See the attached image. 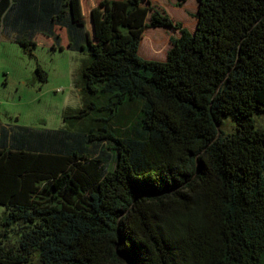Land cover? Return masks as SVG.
<instances>
[{
    "label": "trees",
    "instance_id": "16d2710c",
    "mask_svg": "<svg viewBox=\"0 0 264 264\" xmlns=\"http://www.w3.org/2000/svg\"><path fill=\"white\" fill-rule=\"evenodd\" d=\"M98 2L92 37L74 0H0L26 51L62 28L89 53L63 128L0 122V264H264V0H198L194 32ZM150 28L181 31L165 61L139 55Z\"/></svg>",
    "mask_w": 264,
    "mask_h": 264
},
{
    "label": "rangeland",
    "instance_id": "374dc122",
    "mask_svg": "<svg viewBox=\"0 0 264 264\" xmlns=\"http://www.w3.org/2000/svg\"><path fill=\"white\" fill-rule=\"evenodd\" d=\"M98 1L74 0L73 3L76 20L88 29L92 37L96 35L101 23V13H98L100 11L94 12L99 4ZM161 7L175 21L180 23L184 21L178 19V16H183L184 11L170 4L169 0H164ZM153 30L155 29L146 30L142 40L143 48ZM58 33L62 36V49L53 48L51 39L40 35L37 46L29 52L12 36L0 31V122L2 125L60 129L65 126L63 119L65 111L68 108L81 107L82 95L76 85L83 61L89 57V53L70 50L67 31L58 28ZM139 55L142 59H151L141 52V48ZM39 67L44 73L37 72ZM230 120H225L221 127L226 135L234 132L235 123ZM259 121L263 122L264 118ZM4 213L5 207L0 205V231Z\"/></svg>",
    "mask_w": 264,
    "mask_h": 264
},
{
    "label": "crops",
    "instance_id": "0c3cea01",
    "mask_svg": "<svg viewBox=\"0 0 264 264\" xmlns=\"http://www.w3.org/2000/svg\"><path fill=\"white\" fill-rule=\"evenodd\" d=\"M151 2L158 6V8L164 10L166 13L167 11L161 7L162 3H164V0H151ZM170 4L173 6H176V0H169ZM198 0H188L184 6L177 7L179 9H182L184 11L183 16H178L179 20H184L181 23L183 24L184 28L188 29L190 32H194L196 29V18L195 14L198 11ZM187 12V14H185ZM170 15V14H169ZM174 18H177L176 15L172 14ZM171 17V15H170ZM177 20V19H176ZM153 33L148 36L147 42L144 44H141V52L148 57L150 60H158V61H165L168 56V52L172 47V39L179 38L181 36V31L176 28H154ZM155 32H158V34H155ZM152 47V50L150 47Z\"/></svg>",
    "mask_w": 264,
    "mask_h": 264
},
{
    "label": "bare ground",
    "instance_id": "6f19581e",
    "mask_svg": "<svg viewBox=\"0 0 264 264\" xmlns=\"http://www.w3.org/2000/svg\"><path fill=\"white\" fill-rule=\"evenodd\" d=\"M150 49L152 50V47H150Z\"/></svg>",
    "mask_w": 264,
    "mask_h": 264
}]
</instances>
